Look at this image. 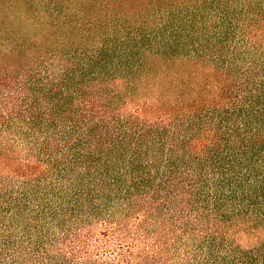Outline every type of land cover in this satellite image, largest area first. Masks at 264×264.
I'll return each instance as SVG.
<instances>
[{
  "label": "trees",
  "instance_id": "trees-1",
  "mask_svg": "<svg viewBox=\"0 0 264 264\" xmlns=\"http://www.w3.org/2000/svg\"><path fill=\"white\" fill-rule=\"evenodd\" d=\"M0 264H264V0H0Z\"/></svg>",
  "mask_w": 264,
  "mask_h": 264
}]
</instances>
